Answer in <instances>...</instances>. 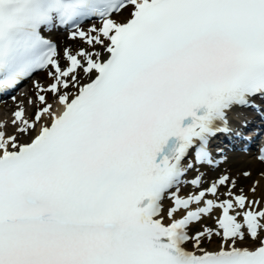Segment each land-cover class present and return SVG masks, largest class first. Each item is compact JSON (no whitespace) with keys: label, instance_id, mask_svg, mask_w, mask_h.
<instances>
[{"label":"snow or ice","instance_id":"6c2138e0","mask_svg":"<svg viewBox=\"0 0 264 264\" xmlns=\"http://www.w3.org/2000/svg\"><path fill=\"white\" fill-rule=\"evenodd\" d=\"M56 26L88 45L64 64ZM37 70L31 116L0 122V264H264V202L227 175L180 195L189 154L211 163L228 111L264 97V0H0V93Z\"/></svg>","mask_w":264,"mask_h":264},{"label":"bare ground","instance_id":"6f19581e","mask_svg":"<svg viewBox=\"0 0 264 264\" xmlns=\"http://www.w3.org/2000/svg\"><path fill=\"white\" fill-rule=\"evenodd\" d=\"M123 12H125V10H123L120 14L116 15L115 18L118 19V20L121 17L124 18V19L127 18L128 17V10L126 9L125 16L123 15L124 14ZM93 24H95V23L94 22H91V23H89L86 26L81 27V28L83 30L87 31L90 28V27H87V26L88 25H93ZM70 33L71 32H68L66 34V36H62V38H59L60 40H59V49H58V52L61 54V62L62 63H65V60L63 59V51H64L65 48H69L72 51L73 50L77 51L78 50L77 47H79V49L82 48V47H84V48H87L88 47V45L83 40H81L80 38H78V37L77 38H72L70 36ZM38 77L41 79V82L42 83H44L43 82L44 79H49L50 80V78L47 76V70L41 71V73L38 74ZM29 91L30 92H34L36 90L32 86ZM14 97H15V99H13V102H9V104L11 105V108H17L21 104H23V106H24L27 103V101H26L27 100V96H26L25 93H21L18 96H14ZM51 98H52V96H49V100H51ZM56 106H58V105H56ZM1 108H5V105L2 104V103H0V109ZM28 113H29V116H31L32 110H29ZM239 131L241 132V130H239ZM21 139L23 140V139H26V138L25 137H21ZM245 156L239 155L237 157V159H238L239 162H237L236 165L239 166V164H241L242 162H246L247 165H248V168H250L251 170H253L254 172H256L257 175L255 176V178L253 180L249 181L247 184L244 183V181L243 182H242V180H239L238 181V179L235 178L236 179L235 180V187L232 189V191L235 193V190L236 189H238V190L241 189V191H244L245 190L246 191L245 192V195H247L249 197V199H256V200H260V201L264 202V161L262 159H260V158H257V159L250 158V155H245ZM188 157H189V159H187V161L190 162L192 160L193 161V167L197 166V164H198L203 169L207 164H209L208 162L197 163L196 161H194V159H193V157H192L191 154H189ZM239 157H245L247 159V161L240 160ZM193 167H191V168H193ZM198 174H201V172H198ZM230 178L231 177H229V179ZM185 186H186L185 183H181V185H180V191H181V188L182 187H185ZM223 186H220L219 187L220 197H221V195L223 193H225V192L222 191ZM253 186L256 189V191L254 193L251 191V189L253 188ZM170 205H171V203L169 204V206ZM218 214H219V210L218 209L213 212V216L214 217H216ZM204 226L214 227V223L212 225H209V222L208 223L205 222L204 223ZM211 239L215 240L216 239V236L212 237ZM247 243L248 242L246 240L243 242V244L245 246L247 245ZM216 246H217L216 243L213 242L212 243V248H215Z\"/></svg>","mask_w":264,"mask_h":264},{"label":"rangeland","instance_id":"374dc122","mask_svg":"<svg viewBox=\"0 0 264 264\" xmlns=\"http://www.w3.org/2000/svg\"><path fill=\"white\" fill-rule=\"evenodd\" d=\"M56 38H58L56 36ZM39 79V77L37 76L36 78L32 79V81H30V83L27 85V87L33 86V83L35 81H37ZM40 83V81H38ZM50 82L49 80H47V83ZM45 84V83H44ZM26 87V88H27ZM28 89H23V93L29 94ZM20 94V93H18ZM31 95L28 96V99L26 100L27 103L24 105V107L26 108L27 111V115H28V109H32L33 111L35 109L34 104L30 106V104L28 103L29 99H32L33 101H35V91L30 93ZM17 95V94H16ZM15 95V96H16ZM9 102H13V101H8V102H4L3 104L5 105V108H1L0 109V122H3L5 124V128H9L11 131H14L12 125H11V120L13 118L12 113L16 110V108H10L11 105L9 104ZM30 106V107H29ZM29 107V108H28ZM256 156L253 155L251 158H255ZM240 160L243 161H247V159L245 157H239ZM230 165V166H229ZM229 165L227 163H225L224 165H221L220 167H217L214 171H213V175L212 177H219V175L221 174V172H223L224 170L230 171V177L234 179H232V181H235L236 179L242 180V182L244 181V183H248L249 181L253 180L255 178V176L257 175L256 172H254L253 170H251L250 168H248V165L246 162H242L241 164H239V166H236V162L235 163H229ZM234 171V172H233ZM250 172V174L248 176L244 175V173ZM233 172V173H232ZM209 175H206V178H208ZM224 188L226 190H228L229 188H231V184H228L226 186H224ZM236 192H241V189H236ZM242 192H246L245 190ZM209 220H211V224H212V217L207 218ZM205 219L203 222H201L200 224L196 225V227H194L193 229L196 228H200L202 227V224L207 220ZM217 243H219V241L217 240ZM204 245L209 246V243L204 241L203 242Z\"/></svg>","mask_w":264,"mask_h":264}]
</instances>
